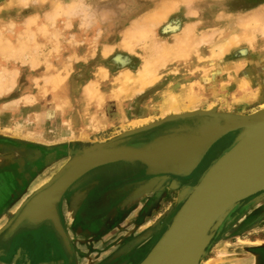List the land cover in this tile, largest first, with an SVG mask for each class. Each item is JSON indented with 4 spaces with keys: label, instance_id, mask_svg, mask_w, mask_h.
I'll use <instances>...</instances> for the list:
<instances>
[{
    "label": "rangeland",
    "instance_id": "obj_1",
    "mask_svg": "<svg viewBox=\"0 0 264 264\" xmlns=\"http://www.w3.org/2000/svg\"><path fill=\"white\" fill-rule=\"evenodd\" d=\"M57 7L60 10H56ZM263 8L264 0H0V38L2 37L0 50L4 47L5 51L6 49L10 50L8 53L6 51L8 56L3 54L4 52L2 53L3 50L0 51L3 54L0 53V76L1 71L3 75L0 78L11 76V78H6L8 80L4 79L6 81H3L4 85L9 83L6 85L7 87L11 83H16L14 87L13 84L12 87L10 86L11 88L5 87L6 91L0 94V111L3 109L4 113L0 114V163L10 159L11 152L16 149L35 152L32 165L38 168V182L51 181L76 154L84 149L96 144L108 143L127 133L164 120L163 105L166 101L167 91H179L180 87L187 84V80L189 81L187 77L190 74L198 75L201 81L192 90L194 94L192 96L196 97V103L192 106L193 108H190L191 111L217 110L219 113H232L241 116L255 114L264 106V32L262 31L264 18L261 16L264 15ZM164 11L170 12L166 16L162 14ZM66 12L67 15L64 16ZM153 13L157 16L162 15V18L159 21L151 22L149 18L152 20ZM256 18L261 21H256ZM170 26H175V28L172 30ZM132 28L134 29L133 33H136V35L132 34L135 37L128 34L132 32ZM139 31H146L145 33L148 32V35L143 33L146 36L140 38L138 37L140 36ZM230 36H234L232 41H230ZM125 42L130 44V49ZM226 42L228 45L223 52L219 46ZM22 44L25 45L22 46ZM178 45L181 50L186 52L185 55H182V59L177 58L179 55H175L181 52ZM169 47L174 48L171 50ZM58 48L63 49L64 60L67 64L65 70L61 67H50V63L52 64L50 58ZM164 48L170 49L167 53L177 58L176 62L173 61L175 58H171L172 55H160ZM192 48L193 52H191ZM219 49L221 52L218 51ZM103 52L108 55H104ZM211 55L213 56L211 57ZM119 57L121 59L117 60ZM163 58H168L166 59L168 64L177 66L175 72L172 67H161V73L159 72L155 77L148 79L155 82L139 90L141 92L138 91L133 96L128 114L122 110L112 111L111 106L115 103L106 102L105 105H109L108 109L110 110L107 112L109 113L107 117L104 115L107 127L99 131L88 129V122L82 119L76 107L66 108L69 115L62 117L56 106L49 103L48 105L42 104L35 98L37 88L44 90L50 81L58 82L57 73L59 72L64 78L71 77L76 89H80V87L85 89L98 70L104 68L107 73L109 72L103 83L105 87L115 83L116 79L114 80V78L122 72H136L146 60L152 61L153 64L161 63L162 66L166 62ZM190 64L194 65L192 72L183 71L184 68H189ZM197 68L199 69L196 70ZM177 70L180 72L176 73ZM12 73L14 74L11 75ZM12 76L14 77L12 78ZM50 77L51 80L48 81ZM34 79L36 80L34 81ZM18 100L21 101L15 103ZM185 104L189 103L185 102ZM105 105L103 108H106ZM51 107L58 111L53 119L54 122L51 121V115H47L49 114L47 110ZM165 126L130 137L125 140L124 144L128 146L141 145L145 138L150 139L153 136L152 133L155 131L157 133ZM233 137L232 135L229 138L233 139ZM218 156L217 146H214L202 164L203 169L206 166L208 168ZM118 167L122 171L128 170L126 167ZM177 189L172 190L160 208H157L158 205L153 204L152 201L149 202L148 199L146 204H149L151 209L146 213L147 217L144 215V220L146 223L154 222L149 224V227L144 231H150L149 229L154 228L160 219L166 216L171 218L179 210L180 206L176 204ZM29 192L30 190L26 194ZM122 210H119L115 217L118 223H113L109 231L106 230V227L98 225L95 229L100 232V237L91 236L89 238L87 236L84 246L80 249L83 256V260L80 259L82 263L87 264L89 261L87 257L93 255L89 250L95 245L97 249L99 246V249H103L106 242L110 244L109 251L114 253L111 258H116V263L130 264L128 257L134 253L125 256L124 248L129 250L136 244L137 237L144 232H140V228L145 223L141 226L140 214H135L129 221L132 213ZM134 222L136 231L133 229ZM254 222L251 221L249 226ZM225 223L216 232L201 264L239 263L240 257L237 255H249L259 251V247H254L255 245H264V241H260L264 240V226L251 228L245 232V228H243L242 234L235 232L226 234L227 229L220 232ZM166 229L167 225L160 231V234H163ZM109 234L111 239H105L104 235ZM153 239L148 242H152V246ZM256 240L257 243L254 242ZM92 242L95 243L94 246ZM137 250L139 249H135V251ZM150 250L151 248L143 254L139 261L132 257V263L138 261L137 264H140ZM105 254L102 252L99 257H105ZM230 255L236 256L229 257ZM230 259L235 260L229 261ZM107 260L103 259L100 263L105 264L103 261ZM0 264H22V262L15 263L12 258L1 256Z\"/></svg>",
    "mask_w": 264,
    "mask_h": 264
},
{
    "label": "water",
    "instance_id": "obj_2",
    "mask_svg": "<svg viewBox=\"0 0 264 264\" xmlns=\"http://www.w3.org/2000/svg\"><path fill=\"white\" fill-rule=\"evenodd\" d=\"M184 122L198 129L211 127L207 142L197 146V139L186 136L174 141L161 139V159L169 167L151 170L150 162L159 157L150 146H128L125 140L167 124ZM182 132L183 130H179ZM183 133V132H182ZM182 135V134H181ZM233 135L229 148L217 158L201 177L190 194L179 202L180 208L173 216L162 237L140 264H201L216 232L245 200L264 192V111L250 116L196 111L185 115L167 117L145 128L118 137L105 144H96L76 154L44 188L38 189L22 206L14 224L7 233L23 225L51 223L69 247L58 206L66 192L90 172L112 164H141L149 177L175 176L188 178L201 164L210 150L224 137ZM183 137V135L181 136ZM167 152L164 154V152ZM186 158L184 161L182 159ZM176 161L184 164L172 166ZM46 208L39 218L27 219L28 210ZM35 220V221H34ZM6 236L2 241H6ZM264 246V245H262ZM8 257V255H5Z\"/></svg>",
    "mask_w": 264,
    "mask_h": 264
},
{
    "label": "bare ground",
    "instance_id": "obj_3",
    "mask_svg": "<svg viewBox=\"0 0 264 264\" xmlns=\"http://www.w3.org/2000/svg\"><path fill=\"white\" fill-rule=\"evenodd\" d=\"M23 1H25V0H23ZM40 1V0H39ZM186 1V0H185ZM27 2V1H26ZM29 2V1H28ZM33 2V1H32ZM191 4V3H190ZM28 5V4H27ZM61 6V5H60ZM70 6V5H69ZM173 7V6H172ZM63 8V7H62ZM174 8H175V6H174ZM69 9V8H68ZM171 9V8H170ZM264 9V8H263ZM56 10H60V8H58L57 7V9ZM53 11V10H52ZM61 11H62V9H61ZM172 11V10H171ZM57 12V11H56ZM163 12V11H162ZM168 12H170V11H168ZM168 12L166 11H164V13H167V14H164V13H162L163 15H168ZM53 13V12H52ZM172 13V12H171ZM192 13V12H191ZM51 14V13H50ZM57 14V13H56ZM61 14V13H60ZM158 14V13H157ZM159 14H160V12H159ZM158 14V15H159ZM170 14V13H169ZM195 14V13H194ZM52 15H54V14H52ZM67 15V12L66 13H64V16H66ZM151 15V14H150ZM255 15V14H254ZM56 16V15H55ZM59 16V15H58ZM153 16H155L154 18H153ZM153 16H152V20L149 18V20L151 21V22H154L155 20H160L161 18H162V15H159V16H157L156 14H154L153 13ZM166 16H163V17H165L166 18ZM196 16H197V14H196ZM260 16V15H259ZM263 18H264V15H261ZM45 17V16H44ZM52 17V16H51ZM56 18V17H55ZM157 18V19H156ZM262 18V19H263ZM50 19V18H49ZM148 19V18H147ZM249 19V18H248ZM253 19V18H252ZM47 20V19H46ZM154 20V21H153ZM166 20V19H165ZM242 20V19H241ZM256 21L258 20L257 18L255 19ZM144 21V20H143ZM157 21V22H158ZM258 21H261L260 19L258 20ZM30 22V21H29ZM156 22V23H157ZM34 23V22H33ZM138 23V22H137ZM146 23H148L147 22V20H146ZM250 23V22H249ZM260 23V22H259ZM262 23V22H261ZM27 24H28V22H27ZM26 24V25H27ZM36 24V23H35ZM55 24V23H54ZM140 24V23H139ZM139 24H136L137 26L139 25ZM145 24V23H144ZM150 24V23H149ZM240 24V23H239ZM244 24V23H243ZM258 24V23H257ZM9 25V24H8ZM14 25V24H13ZM26 25H25V27H26ZM32 25V24H31ZM145 25H147V24H145ZM144 25V26H145ZM154 25V24H153ZM240 25H242V24H240ZM9 26H11V25H9ZM8 26V27H9ZM66 26H67V24H66ZM141 27H142V25H140ZM139 26V27H140ZM149 26V25H148ZM151 26V25H150ZM246 26V25H245ZM45 27V26H44ZM83 27V26H82ZM134 28L136 27V26H133ZM171 27V29L172 28H175V26H170ZM247 27H249V26H247ZM260 27V26H259ZM12 28V27H11ZM70 28V27H69ZM144 28V27H143ZM142 28V29H143ZM167 28V27H166ZM169 28V27H168ZM242 28V27H241ZM252 28V27H251ZM133 29V28H132ZM140 29V28H139ZM145 29H147L146 27H145ZM144 29V30H145ZM243 29V28H242ZM258 29V28H257ZM260 29H261V27H260ZM46 30V29H45ZM130 30V29H129ZM128 30V31H129ZM138 30V29H137ZM173 30V29H172ZM175 30V29H174ZM246 30V28L244 29V31ZM247 30H248V28H247ZM29 31V30H28ZM132 32L130 33H128L129 35H131L132 37H135L134 35H132V34H135L136 35V33H133L134 32V29L133 30H131ZM136 31V30H135ZM263 32H264V29L262 30ZM45 32V31H44ZM43 32V33H44ZM140 33H138L140 36H138V34H137V36L138 37H140V38H144V37H141V36H144L145 34H147V33H145L144 31H139ZM187 32H189V30H187ZM217 32V31H216ZM243 32V31H242ZM261 32V31H260ZM143 33H145V34H143ZM150 33V32H149ZM215 33V32H214ZM49 34V33H48ZM217 34V33H216ZM215 34V35H216ZM241 34H243V33H241ZM249 34H250V31H249ZM52 35H54V34H52ZM148 35V34H147ZM206 35V34H205ZM251 35V34H250ZM249 35V36H250ZM19 36V35H18ZM21 36V35H20ZM146 36V35H145ZM248 36V35H247ZM15 37V36H14ZM27 37V36H26ZM55 37V36H54ZM58 37V36H57ZM129 37V36H128ZM177 37V36H176ZM234 37V36H233ZM233 37H231L230 36V41H232L233 39ZM244 37V36H243ZM246 37V36H245ZM2 38V37H1ZM1 38H0V40H1ZM31 38V37H30ZM32 38H34V36L32 35ZM124 38V37H123ZM145 38H147V37H145ZM238 38V37H237ZM16 39H21V38H16ZM26 39V38H25ZM55 39V38H54ZM58 39V38H57ZM125 39V38H124ZM134 39V38H133ZM199 39V38H198ZM35 40V39H34ZM245 40V39H244ZM250 40V39H249ZM123 41V40H122ZM128 42H129V40H127ZM186 41V40H185ZM18 42V41H17ZM128 42L126 43L125 42V44L127 45V47L129 48L130 47V44H128ZM138 42V41H137ZM8 43V42H7ZM122 43V42H121ZM153 43V42H152ZM212 43V42H211ZM1 44H3L2 42H1ZM6 44V43H5ZM11 44V43H10ZM177 44V43H176ZM23 45H25V44H22V46ZM180 45V44H179ZM179 45H178V47H179ZM212 45V44H211ZM227 45H228V42H226V43H224V44H221L219 47H220V49L223 51V52H225L224 50H225V48H227ZM8 46V45H7ZM10 46V45H9ZM59 46V45H58ZM11 47V46H10ZM26 47V46H25ZM107 47H109V46H107ZM124 47H125V45H124ZM123 47V48H124ZM168 47V46H167ZM7 48V47H6ZM57 48V47H56ZM112 48H114V47H112ZM127 48V49H128ZM171 50L174 48H171V47H169ZM167 49V48H164L163 50H162V53H160V55L161 56H163V55H166V54H168V56H171L169 53H167L170 49ZM175 48H176V46H175ZM5 49V47L3 48V49H1V50H3L2 51V53L3 54H6L7 55V53H8V51H10V50H7L6 49V51H7V53H6V51L4 50ZM107 49V48H106ZM130 49V48H129ZM178 49H180L179 51H181V52H178L179 54H175L176 56L177 55H181L180 57L179 56H177V58H181V57H183L182 55L184 54H186V52H184L185 50H181V48L179 47ZM193 49V48H192ZM216 49H217V47H216ZM218 50L219 52H221V50ZM0 50V51H1ZM12 50H14V49H12ZM109 50V49H108ZM125 50V49H124ZM132 50V49H131ZM176 50V49H175ZM190 50H191V48H190ZM27 51V50H26ZM36 51V50H35ZM38 51V50H37ZM53 51H55L54 49H53ZM58 51V52H57ZM103 51H105V50H103ZM133 51V50H132ZM194 51V49L191 51V52H193ZM205 51V50H204ZM12 52V51H11ZM57 52V53H56ZM129 52V51H128ZM166 52V53H165ZM176 52V51H175ZM190 52V51H189ZM188 52V53H189ZM214 52V51H213ZM212 52V54L214 55V53ZM1 53V52H0ZM1 53V54H2ZM10 53V52H9ZM17 53H18V51H17ZM20 53V52H19ZM165 53V54H164ZM0 54V55H1ZM2 54V55H3ZM11 54V53H10ZM23 54V53H22ZM103 54H104V52H103ZM106 54V53H105ZM104 54V55H105ZM163 54V55H162ZM9 55V54H8ZM7 55V56H8ZM12 55V54H11ZM14 55V54H13ZM103 55V56H104ZM106 55H108V54H106ZM151 55V54H150ZM213 55H211V57L213 56ZM17 56V55H16ZM73 56V55H72ZM75 56V55H74ZM167 56V55H166ZM165 56V57H166ZM222 56V55H221ZM220 56V57H221ZM3 57V56H2ZM13 57V56H12ZM69 57V59H70V56H68ZM164 57V58H165ZM149 58V57H148ZM159 58H160V56H159ZM163 58V59H164ZM171 58H175V57H173V55H172V57ZM177 58H175L173 61H175ZM51 59V62H52V64L50 63V67L52 68V67H61V69H66L67 68V64H66V61L64 60V53H63V49H61V48H58V49H56V51H55V53H54V55H53V57L52 58H50ZM69 59H68V61H69ZM121 58L119 57L117 60H120ZM154 59V58H153ZM162 59V58H161ZM166 59H168V58H166ZM166 59H164V60H166ZM182 59V58H181ZM211 59V58H210ZM76 60V59H75ZM157 60V59H156ZM172 61V62H173ZM122 62V61H121ZM176 62V61H175ZM192 62H193V60H192ZM199 62V61H198ZM47 63V62H46ZM56 64L55 66L53 65V64ZM179 63V62H178ZM194 63V62H193ZM33 64V63H32ZM69 64V63H68ZM124 64V63H123ZM52 65V66H51ZM128 65V64H127ZM178 65V64H177ZM191 66L189 67V68H184V70L183 71H187V72H192V69H193V66L194 65H192V64H190ZM34 66H36V65H34ZM163 66H164V68H165V66L166 67H172L173 69H174V72H175V67H177L175 64H168V62H167V60H166V62H164V64L161 66V63H155V64H153L152 63V61H150L149 62V60L147 61H145L144 63H143V65L136 71V72H134V73H131V72H129V71H126V72H122V73H120L116 78H114V80H115V83H113L112 85H109V86H103L104 84V80L105 79H107L106 77H108V73H107V70L106 69H104V68H101V69H99L98 70V73L93 77V79H92V81L91 82H89L90 84H88L87 86H86V88L84 89V87H80V89L78 88V89H76L75 88V86H74V82L71 80V77L70 78H67V77H65V78H67V79H65L64 77H62L59 73H57V79H58V82L56 81V82H54V81H50L49 82V84H47V88L46 89H44V90H39L38 88L36 89V92H35V98H36V100H37V102L39 101H41L42 102V104H47L48 105V103L49 104H52L53 106H56V108H58L59 109V111L61 112V114H62V117L63 116H67V115H69V113H68V109L66 110V108H69V107H71V106H74V107H76V109L78 110V113H80V116L82 117V119L84 120V121H87L86 123L88 124V129H92V130H95V131H99V130H101V129H103V128H105V127H107V121H106V119L104 118V115L107 117V115L109 114V113H107V112H109L110 110L108 109V107H109V105L107 106V105H105V103L106 102H113V103H115L114 105H112L111 106V110L112 111H120V110H122V111H124V112H127V114H128V112H129V109L131 108V99L133 98V96H135V94L139 91V90H141V89H143V88H145V87H147L149 84H151L152 82L154 83L155 81L153 80H148V79H150V78H152V77H155V75L157 74V73H159L160 72V70L163 68ZM181 66V65H180ZM236 66V65H235ZM48 67V66H47ZM47 67H46V69H47ZM49 67V68H50ZM124 67V66H123ZM162 67V68H161ZM48 68V69H49ZM257 68V67H256ZM55 69V68H54ZM199 68H197L196 70H198ZM5 70V69H4ZM206 70V69H205ZM252 70V69H251ZM6 71V70H5ZM63 71V70H62ZM182 71V70H181ZM182 71V72H183ZM194 71V70H193ZM4 72V71H3ZM174 72H172V73H174ZM178 72H180V71H176V73H178ZM251 72V71H250ZM16 73H17V71H16ZM161 73V72H160ZM175 73V74H176ZM197 73V72H196ZM14 73H12L11 75H13ZM59 74V75H58ZM180 74V73H179ZM204 74V73H203ZM202 74V75H203ZM17 75V74H16ZM69 75V74H68ZM168 75V74H167ZM170 75V74H169ZM171 75H173V74H171ZM1 76H3L2 75V71H1ZM0 76V77H1ZM15 76V75H14ZM14 76H12V78L14 77ZM250 76V75H249ZM7 77H10L11 78V76L9 75V76H7ZM6 77V78H7ZM162 77V76H161ZM161 77H160V79H161ZM5 77H2V78H0V94H1V92L3 93L4 91H6V89L8 88V87H10L13 83H11L8 87L6 86V85H8L9 83H7V84H5L4 85V83H3V81H6V80H8V79H6ZM17 78V77H16ZM53 78H55V77H53ZM175 78V77H174ZM188 79H189V81L187 82L186 81V83L187 84H183L180 88V90L179 91H176V90H169V91H167V93L169 92V94H167L166 93V96H165V99H166V101H165V103H164V105H163V109H164V112H165V114H164V118H167V117H174V116H178V115H185V114H188V113H194V112H196V111H198V110H190V108L192 107V106H194V104L196 103V97L195 96H192V95H194L193 93H192V90H194L195 89V86H198L199 84H200V80H199V76L198 75H194V74H190L189 75V77H187ZM4 79H6V80H4ZM15 79V78H14ZM43 79V78H42ZM159 79V78H158ZM182 79V78H181ZM12 80V79H11ZM36 79H34V81H35ZM49 80H51V77L48 79V81ZM13 81V80H12ZM16 81V80H15ZM14 81V82H15ZM47 81V82H48ZM11 82V81H10ZM178 82V81H177ZM6 83V82H5ZM179 84V83H178ZM224 84V83H223ZM14 85H16V83L15 84H13V87H14ZM241 85V84H240ZM5 87H7L6 89H5ZM12 87V86H11ZM10 87V88H11ZM193 87V88H192ZM203 87V86H202ZM242 87V86H241ZM244 88H246V87H244ZM96 90H99V92H96ZM260 90V89H259ZM95 91V92H94ZM139 92H141V91H139ZM252 94V93H251ZM254 94V93H253ZM255 95V94H254ZM253 95V96H254ZM30 96H31V94H30ZM29 96V97H30ZM256 97V96H255ZM34 98V99H35ZM198 98V97H197ZM251 98V97H250ZM26 99V98H25ZM28 100H29V98H27ZM33 99V100H34ZM253 99V98H252ZM77 100V101H76ZM21 101V100H20ZM19 100L18 101H15V103L16 102H20ZM26 101V100H25ZM24 101V102H25ZM31 101V100H30ZM40 102V103H41ZM154 102V101H153ZM163 102V101H162ZM185 102H187V103H189L188 105H186L185 104ZM198 102V101H197ZM0 103H1V100H0ZM15 103H14V105H15ZM13 104V103H12ZM162 104V103H161ZM103 105H105L106 106V108H103ZM6 106V105H5ZM4 107V106H3ZM193 108V107H192ZM33 109V108H32ZM107 109V110H106ZM212 109V108H211ZM33 110H35V109H33ZM74 110V109H73ZM14 111V110H13ZM48 112H49V114H47V115H51V121L54 119V117L56 116V113L58 112V111H55V109H52V107H51V109H48L47 110ZM111 111V112H112ZM261 111H264V106L262 107V109L260 110V111H258V112H255V114H257V113H259V112H261ZM114 113V112H113ZM120 113V112H119ZM0 114H4L3 113V109L0 111ZM45 114H46V112H45ZM60 114V115H61ZM35 115V114H34ZM119 117V116H118ZM161 117V116H160ZM2 118V117H1ZM65 119V118H64ZM83 121V122H84ZM126 121V120H125ZM145 121V120H144ZM52 122H54V120L52 121ZM124 122V121H123ZM146 122V121H145ZM144 122V123H145ZM46 123V122H45ZM85 123V122H84ZM143 123V122H142ZM135 125V124H134ZM138 125V124H137ZM140 125H141V123H140ZM183 130L182 132H180L179 130ZM160 130V129H159ZM203 131H198V129L197 128H195L194 126H191V124H185L184 122H178V123H172V124H170L168 127H166L162 132L160 131H158L159 133H157L156 134V136L153 138V139H151V141L149 142V143H147V144H141V145H135V146H150L149 148H151V149H153V151L152 152H156L158 155H159V157H155L154 158V160H153V162H150V164H151V170H159V169H161L163 166L164 167H169V163H168V161L164 158V159H161V157L163 156V155H161V139L162 140H166V141H170L169 142V144L173 147V149L175 150V149H178L179 148V146H176V142H174V141H181V140H184L185 138H186V136H189L192 140H194V138H196L197 140V146H200L199 148H201L206 142H207V139H208V134L210 135L211 134V127L210 126H206V127H204L203 129H202ZM29 133V132H28ZM63 133V132H62ZM183 135V137H181L182 135ZM30 135V134H29ZM158 135V136H157ZM225 138V137H224ZM223 138V139H224ZM229 141V140H228ZM219 142V141H218ZM230 142V141H229ZM217 144V143H216ZM229 145V144H228ZM227 146V145H226ZM218 148V147H217ZM224 148V147H223ZM221 150H218V153L220 152ZM226 151V150H225ZM224 151V152H225ZM222 152V151H221ZM221 152L219 153V155L221 154ZM223 152V153H224ZM167 152L165 151L164 152V154H166ZM222 153V154H223ZM221 154V155H222ZM220 155V156H221ZM219 156V157H220ZM218 157V158H219ZM182 160H184V161H186L187 159L186 158H184V159H182ZM204 160V159H203ZM202 160V161H203ZM202 163V162H201ZM181 164H184L182 161H176V164H173L172 166H179V165H181ZM212 165V164H211ZM200 166V165H199ZM198 166V167H199ZM211 167V166H210ZM209 167V168H210ZM208 168V169H209ZM198 169V168H197ZM196 169V170H197ZM208 169L204 172V173H206L207 171H208ZM195 170V171H196ZM194 171V172H195ZM204 173H203V175H204ZM194 174V173H193ZM192 174V175H193ZM191 175V176H192ZM202 175V176H203ZM202 176H198V179L200 180L201 179V177ZM48 179V178H47ZM51 179V178H50ZM197 179V180H198ZM199 180H198V182H199ZM49 182L50 181H45V180H42L41 181V183H39L40 185H42V187L41 188H43V187H45V186H47V185H49ZM192 182H195L196 183V181H192ZM198 182H197V184H198ZM194 183V184H195ZM172 184V183H171ZM179 184V183H178ZM193 184V186H189V187H184L183 189H182V191H181V193H180V196H179V198H178V203L180 202L181 203V201L183 200V199H185L189 194H190V191L192 190V188L193 187H195L197 184H195L194 185ZM138 189L135 191V192H130L131 194H132V197H131V199H140V198H142V197H144L145 195H146V193H148L149 191H151V190H153V189H155L156 187L155 186H157L158 185V180H151V181H148L147 183L145 182V183H142V184H139V183H136V184H134ZM181 185V184H180ZM128 187V186H127ZM40 188V189H41ZM261 194V193H260ZM252 204V203H251ZM250 204V205H251ZM180 206V205H179ZM246 206V205H245ZM244 207V206H243ZM248 208V207H247ZM246 208V209H247ZM42 213H46V208H44V207H39V208H35V209H33V210H28L27 211V213H26V217H27V219H29L30 221L32 220V219H37V218H39L40 216H41V214ZM34 220V221H35ZM221 232V231H220ZM161 237H162V235H161ZM157 243V242H156ZM146 252H147V249L145 250ZM134 258H135V260H139L140 259V257L138 256V255H134ZM236 259H238V258H236ZM240 259V258H239ZM232 260H235V259H230L229 261H232ZM238 261V260H237ZM256 262V261H255ZM225 263H227V262H225ZM234 263H237V262H234ZM233 263V264H234Z\"/></svg>",
    "mask_w": 264,
    "mask_h": 264
},
{
    "label": "crops",
    "instance_id": "obj_4",
    "mask_svg": "<svg viewBox=\"0 0 264 264\" xmlns=\"http://www.w3.org/2000/svg\"><path fill=\"white\" fill-rule=\"evenodd\" d=\"M163 130L164 129H161V132ZM230 136H232V135H230ZM230 136L225 137L224 139L220 140L215 145V146L218 147L217 148L218 150L222 151V152L220 151L221 154L225 150H227L229 148L230 144L232 143L233 139L229 138ZM154 137H151L150 139H148L146 142H144L142 144L149 143L151 141V139H153ZM206 156H205V158H206ZM33 158L34 157H30V156H26V155L25 156H19L17 158V161H19V163H17L15 166H13V169H14L13 177L15 179H19V182H23V181L24 182H26V181L29 182L28 183V187H29L28 190H30V192L25 196L27 198H24V199H27V200L30 199V197L38 189H40L42 187V185H40L38 180H37L38 168L37 167H33V165H32V164H34V162H33L34 159ZM205 158H204V160H205ZM204 160L202 161V163L200 164L198 169L192 175V176L196 175V177L193 178V180H192V181H196L195 184H197V182L199 180L198 176H202L203 173L211 166V164H210L208 168L206 166L203 169L204 166H202V164H203ZM4 162L0 163V167L2 166V164ZM27 165H28V169H27ZM118 166H121V167L130 166V167H133V168L135 167L136 169L140 168V170L142 171L143 177H145V178H144V180H141V181H139V180L134 181L135 182L134 184H136V183L142 184V183H145V182L147 183L148 181H151V180H158V179L162 180L161 177H163L166 180H171V177H175V176H159V177L152 178V177H149V176L145 175V167L143 165H141V164L129 165V164H124V163H118V164H112V165H109V166H105V167L96 169V170L90 172L89 174H87L86 176H84L80 181H78L72 188H70L66 192V194L64 195L61 203L58 206V211H59L60 218H61V215H63V218H64V220H65V222L67 224V228H68V230L70 231V233L72 235V237H71L72 239L71 240L74 239L77 244L84 246V244H85L84 240L87 238V236L89 238L91 236L92 237H96V238L98 236L100 237V232H97L98 230L95 229V227L98 226V225L106 227V230L109 231V229H111V227L113 226L112 225L113 223L114 224L118 223V220L116 221L115 217H116V214L118 215L119 210H122V209H123L122 211H124V212L127 211L129 213H132L131 217L128 219L129 221H130V219L132 217L135 216V214H140L141 226L145 223V225L140 228V232L144 231L145 229H147V227H149V224H153L154 221H151V222L148 221L146 223L145 220H144V215H145L144 206L148 202L147 199L145 198L146 199L145 200L144 197H142L140 199L139 198L138 199H131V197H132L131 193L133 191H129L127 193L131 192L130 195H128L127 199L123 203L120 204V201L117 200L119 198L114 197V195H113L114 191L116 190L115 189L116 186H114V182H111V181H105V183H103V182L100 183V182L94 180V182H92L93 183L92 190L91 189H87V191H88V195L92 192V195L95 197V199H94V201H91V202H88V203H87V201H85V202L82 201V203H83V205H82V209H83L82 216L79 215L80 214L79 210H80V207H81V203L78 204L75 201V202H73L70 205L71 208L67 206V203L69 205V202H70V199H71V197H69L70 194L67 195V193L70 190H72L73 188H75L78 185H80L84 181V179L86 177L91 178L92 176H94V174H97V173H100V172H103V171H107V170H114L116 168H120ZM192 176H190V177H192ZM190 177H188V178H190ZM175 178H178V177H175ZM92 179H94V177ZM179 179H187V178H179ZM10 180H13V179H10ZM134 184L133 185L130 184V186H132V188H137ZM173 189L176 190L177 189V185L173 186L172 190ZM181 191H179L177 189V192H179V194L177 196V206H179L178 198L180 196ZM24 199H23V201H24ZM120 199L122 200L123 197H121ZM27 200H25L24 202L21 201L22 203L18 201L20 203L18 205H16L17 202L14 201L15 204L13 205V207H15V208L8 215H11V216L12 215L13 216L16 215V216L13 218V220L10 222V224H8V225L6 224L7 218L4 219V221H3V219L0 220V252L3 253V255H1V256L5 257V255H8V257L12 258L13 262H15V263H17V261L20 259V257H21V259L23 257V256H19V258H17L18 260H16L15 257H14L16 255L17 251H18L17 249L21 248L20 242L18 241V239H20L19 238L20 235L16 236L15 234L17 233V231L21 227L25 226L26 224L21 226L19 229H17L13 233H7V231L9 230L8 228L14 224V221H15L18 213L20 212L23 204ZM20 205H21V207H20ZM67 211H69V212H67ZM142 215H143V217H142ZM173 216L170 218L168 225L170 224ZM141 217H142V219H141ZM145 217H146V215H145ZM61 223H62V219H61ZM45 224H49L51 226L52 230L54 231V233H53L54 236L52 234H49L47 231L45 232L44 228L40 229L37 232V240L38 241H36V244H32V246L30 244V246H27V247H25L24 249L21 250L24 253L28 254V257H26L28 259L27 263L28 264H85V262L82 263V261H81V260H83L82 259L83 256L81 255L82 251H80V249H75V252L71 253L72 249H71V245H70V241H69L70 237H69L68 233L66 232L63 224H62V226H63V229H64V231L66 233L67 241L69 242V247L65 245L64 239L55 231V229L51 225V223L48 222V223H43L41 225H33V226L29 225V226L38 227V226H42V225H45ZM135 227H136V223L133 226V229L136 231ZM137 228L139 229V227H137ZM104 231H105V229H104ZM42 232H44V233H42ZM161 235H163V234H158L153 239V246H152V242H151V243H148L144 248L142 247V249H139L137 251H135L134 246H132L129 250H127V248H125V251H124L125 256H130L131 253H134V254H132V256L128 257L129 261H130V264H137V262L139 261L138 260V261L132 263V257L136 253H138V256L141 258V257H143V254L146 253V251H145L146 249H148L147 251H149V248H151V250H152V248L156 245V242H158L159 239L161 238ZM4 236L7 237V239H5L6 241H2V238ZM40 236L43 237L42 240H39L41 238ZM104 238L105 239L106 238L107 239H111L110 234L109 235H104ZM58 240H60V242L64 244V246L66 248V250H64L65 252L59 251L60 249L59 250L53 249L54 244ZM260 241H264V240H260ZM254 242L257 243V240L254 241ZM94 244L95 243H93V246H94ZM104 244H105V246H104L103 249H99L100 246L97 249L96 245H95L91 250H89L90 254H93V255H89L87 257V259L89 258L88 259L89 260L88 261L89 264H96V263L97 264H101L100 262H102L103 259H105V260L108 259L106 262L103 261L105 264H118L115 261L116 258H114V259L111 258V256L114 253H113V251H109L108 247L110 246V244H107L106 242ZM254 247H259V251L254 252V253H250L249 255H246V254L237 255V256L240 257L239 263H237V264H264V246L255 245ZM102 252L106 253L105 254L106 256L100 258L99 254L102 253ZM29 254H31L32 256L29 255ZM17 255H19V254L17 253ZM33 255H36V256L34 257ZM235 256L234 255H230L229 257H235ZM22 264H26V263L24 262Z\"/></svg>",
    "mask_w": 264,
    "mask_h": 264
},
{
    "label": "flooded vegetation",
    "instance_id": "obj_5",
    "mask_svg": "<svg viewBox=\"0 0 264 264\" xmlns=\"http://www.w3.org/2000/svg\"><path fill=\"white\" fill-rule=\"evenodd\" d=\"M168 126L169 125L161 128V129H165ZM159 132H157V133H159ZM154 133H156V131ZM154 133H152L153 134L152 137H154L157 134V133L156 134H154ZM146 141H147V138H145L142 142H146ZM13 146H15V144H13ZM15 147H18V146H15ZM34 153L35 152L29 151V150L23 151L22 149H16L14 152H11L10 155L12 157L8 160H5V162L0 167V220L3 219V221H4V219L7 218V221H6L7 225L10 224V222L16 216V215L15 216L8 215L15 208V207H13V205L15 204V202H17L16 205H18V204H20L19 202H21V201L24 202L25 200H27L24 198H27L25 196L27 195L26 194L27 191H29L28 190L29 189V187H28L29 182H27V181L26 182H24V181L19 182V179H15L13 177V175H14L13 166H15L17 163H19V161H17V158L19 156H22V155L25 156L26 155V156H30V157H35ZM125 167L128 169L127 171H125V170L122 171L121 169L116 168L114 170H107V171H103V172L94 174V176H92L91 178L86 177L80 185L73 188L72 190H70L67 193V195L70 194L69 197H71L69 205L67 203V206L71 208L70 205L75 201L78 204L81 203L79 215L82 216V214H83V209H82L83 203H82V201L83 202L87 201V203H88V202L94 201V199H95V197L92 195V192L88 195V191H87V189L92 190V188H93L92 182H94V180H96L100 183L101 182L105 183V181L114 182V186H116L115 187L116 190L114 191L113 195H114V197L119 198L117 200L120 201V204L123 203L127 199L128 195H130V193H127V192H129V191L135 192L138 189V188H132V186H130V184L133 185L135 183L134 181H137V180L141 181V180H144V178H145V177H143V174H142V171L140 170V168L136 169L135 167L133 168L130 166H125ZM27 169H28V165H27ZM93 177H94V179H92ZM195 177H196V175H194L190 178H187V179H179V178L171 177V180H166L163 177H161L162 180L158 179L159 185L155 186L156 187L155 189L146 193V195L144 196V199L146 198L147 201L149 199V202L152 201L153 204L158 205L157 208H160V205L165 203V201L168 199L169 194L172 192L173 186L177 185L179 191H181L186 186L191 187L195 183V182H192L193 178H195ZM10 179H13V180H10ZM178 194H179V192H177L176 201H177ZM121 197H123L122 200L120 199ZM23 199H24V201H23ZM176 204H177V202H176ZM20 207H21V205H20ZM144 208L147 209V210H144L145 215H146V213L151 209V206L149 204H146L144 206ZM67 212H69V211H67ZM230 216L231 217L227 220V222L225 223V226L221 230V232H223L224 230L227 229L226 234L232 233V232L242 234L243 228H245V230H244V232H245L251 228L264 226V192H261V194L259 193L256 196L240 203L239 206L237 207V209L235 210V212L233 214H231ZM146 217H147V215H146ZM61 219H62V224H63L66 232L68 233V235L70 237L69 241H70V245H71V249H72L71 253H74L75 249H82V245L77 244L74 239L71 240L72 235L67 228V224L63 218V215H61ZM169 220H170V217L168 218L166 216V217L160 219L159 223L154 228L149 229L150 231H144L140 236L137 237V239H136L137 241L135 240L136 244L134 245V248L140 249L143 246H145L148 242H150V240H152L158 234H160V231L166 225H168ZM251 221H255V222H254V224L252 223L253 225L249 226ZM42 228H44L45 232L47 231L49 234H52L54 236V234H53L54 231L52 230V228L49 224H45V225L38 226V227H36V226L31 227L29 225H27V226L25 225L17 231V233L15 235L16 236L20 235V237H19L20 239H18V241L20 242L21 248L17 249L18 250L17 253L19 255H17V253H16V255L14 257L16 260H18L17 258H19V256H23L22 257L23 260L20 257V259L17 261V263L18 262H22V263L25 262L26 264H28L27 263L28 259L26 258V257H28V254L24 253L21 250L27 246H30V244H31V246H32V244H36V241H38L37 240V232ZM234 230H236V231H234ZM42 233H44V232H42ZM40 237L41 238L39 240H42L43 237L42 236H40ZM53 249H55V250L60 249L59 251H63V252H65L64 250H66L64 244L61 243L60 240L56 241V243L53 246ZM124 250H125V248H124ZM1 255H3L2 252H0V257H1ZM29 255H31V254H29ZM135 255H138V253H136ZM33 256L35 257L36 255H33ZM1 259H3V258H1Z\"/></svg>",
    "mask_w": 264,
    "mask_h": 264
}]
</instances>
